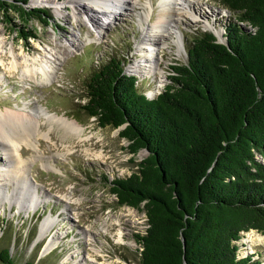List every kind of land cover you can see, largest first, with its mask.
Masks as SVG:
<instances>
[{"label": "trees", "instance_id": "1", "mask_svg": "<svg viewBox=\"0 0 264 264\" xmlns=\"http://www.w3.org/2000/svg\"><path fill=\"white\" fill-rule=\"evenodd\" d=\"M29 1L0 0V21L12 12L47 21L48 8ZM218 1L235 14L223 38L195 33L188 60L173 65L158 94L148 96L135 74L109 61L77 101L78 118L84 111L119 127L133 154L147 150L133 157L131 173L110 179L118 202L146 211L140 264L260 263L240 253L239 239L251 228L264 233V0ZM0 260L38 263L14 261L4 243Z\"/></svg>", "mask_w": 264, "mask_h": 264}, {"label": "rangeland", "instance_id": "2", "mask_svg": "<svg viewBox=\"0 0 264 264\" xmlns=\"http://www.w3.org/2000/svg\"><path fill=\"white\" fill-rule=\"evenodd\" d=\"M82 1L93 7L90 0ZM146 1L130 4L125 14L105 24L97 39L88 18L90 11L78 6L77 13L71 0L42 4L30 0V5L48 8L47 21L38 17L21 19L16 12H12V20L0 21V109L18 111L26 117L34 114L40 120L26 136L27 142L22 140L19 145L26 161L24 173L10 177V181L8 177L0 185L2 196L9 191L14 198L0 204V244L9 245L14 261L37 262L45 255L37 264H140L138 238L148 225L146 211L118 202L110 179L131 173L137 168L133 157L141 159L147 150L142 148L133 154L119 127L101 125L84 111L78 118L81 108L77 101L86 100L90 76L109 61L121 63L135 74L138 87L148 96L153 90L158 94L169 82L173 65L188 60L187 42L198 31L211 30L203 25L205 22H213L222 35L225 25L235 19L234 12L218 0H194L202 17L192 12L190 18H182L178 23L181 34L167 36L156 51L160 64L150 73L138 72L133 65L142 57L140 13ZM152 2L153 11L145 25L156 21L158 10L170 4L165 0ZM99 17L102 22L108 19L106 14ZM195 17L201 20L191 21ZM20 27L26 29L24 35L18 32ZM89 36L94 40L88 41ZM71 38L85 43L73 50ZM45 57H52L55 64L49 79H44L40 71L32 72ZM45 110L77 120L83 131L80 135L65 131L57 120H48ZM5 145L0 142V178L5 176L4 166L10 161ZM18 181L26 185L21 199L14 190ZM108 223L110 231L122 232V241L106 230ZM53 241L55 246L51 245ZM239 242L241 254L254 253L259 264H264V233L251 228L243 232ZM0 264L4 262L0 260Z\"/></svg>", "mask_w": 264, "mask_h": 264}, {"label": "bare ground", "instance_id": "3", "mask_svg": "<svg viewBox=\"0 0 264 264\" xmlns=\"http://www.w3.org/2000/svg\"><path fill=\"white\" fill-rule=\"evenodd\" d=\"M36 4H42L45 2L51 3L53 0H32ZM75 2L73 4L75 11L78 13V6L79 7H87V9L90 11L88 14V18L91 21L93 25V30L95 32L94 38L97 39L101 36V34L104 32L105 24L112 23L115 19L119 18V16L125 14V12L130 8V4H135L136 0H90V2L93 4V7H88L87 4L84 3L82 0H71ZM138 1V0H137ZM140 1V0H139ZM169 4V6H166L163 9L158 10L157 12V18L156 21L153 23L150 22L147 25L145 23L148 22L150 18V14L153 11V2L152 0H147L145 3L142 2V4H145V10H143L140 13V24L143 28V37H144V45H140V52H141V59L136 61L133 65V69L138 72H145L148 73L152 72L153 69H155L159 65V58L157 56L156 51H160L161 47V41L164 42L165 39H167V36H179L181 34V31L179 30L180 27L178 23L182 18L189 17V14L194 12L199 17H202L199 15V7L194 2V0H165ZM77 2V3H76ZM138 4V3H137ZM90 6V5H89ZM144 7V6H142ZM58 8V7H57ZM106 14V18H108L106 21L102 22L100 20L99 14ZM199 13V14H198ZM190 18V17H189ZM197 21L199 22L201 18H191V21ZM208 29L213 30L215 33H217L219 36H222L220 33V29L216 28V25L211 22L210 24H207L205 22L203 24ZM88 41H91L93 37L89 36ZM94 40V39H93ZM85 42L77 41V40H70V44L73 45V50L76 49L77 46H80L84 44ZM165 43V42H164ZM12 53L14 54V50L12 48ZM76 52V51H75ZM17 59V58H16ZM26 59V58H25ZM32 60H36V58H31ZM26 60H29L28 58ZM33 62V61H32ZM52 61V57H45L43 59V63L37 70L32 72L40 71L44 76V79L50 78L49 71H55V64ZM16 63L14 67H16ZM39 65V63H38ZM155 71V70H154ZM161 85V84H160ZM159 85V86H160ZM157 89V87H156ZM156 90H153L149 92L150 96L155 95ZM44 114L47 115L48 120L53 121L57 120L59 124L65 129L67 132L81 134V132L84 129V126L79 123L77 120L70 118L65 115H58L56 113L50 114L48 110L44 111ZM35 116V117H34ZM38 117L37 115L32 114L29 117L24 116L23 114L19 113L18 111H10V110H2L0 109V142L2 145L6 144V154L7 158L10 159L9 165L4 166L5 176L3 178H0V185H3L5 183V180L8 179L10 181V177L22 175L26 169L25 160L22 158V155L20 154L19 145L21 144L22 140H26L27 142V135H30L33 130H35L36 123H38ZM36 122V123H35ZM16 126H20V129L15 130L14 128ZM17 150V152H13V150ZM17 153V154H16ZM14 155H18L19 159L16 160ZM12 158L14 161H17V163H14L12 161ZM3 171V172H4ZM24 183V182H23ZM26 184V183H24ZM26 185H20V182L18 181L15 186L14 190L18 191V194L20 195V199L25 193ZM19 199V201H20ZM10 201L13 202L14 198L12 194L7 191L2 196L0 194V204L4 201ZM32 202H30V205H32ZM31 207V206H30ZM107 221V220H106ZM46 223V224H45ZM44 225L47 226L48 222H45ZM111 224V223H110ZM48 227V226H47ZM42 229V228H41ZM106 230H109V223L107 224ZM114 230V229H113ZM110 231L111 233L113 232ZM40 233L43 234L40 230ZM114 235L118 237V241H122V232L120 230H117L116 232H113ZM56 241L51 242V245L55 246ZM51 246V248L53 247ZM50 248V249H51Z\"/></svg>", "mask_w": 264, "mask_h": 264}, {"label": "water", "instance_id": "4", "mask_svg": "<svg viewBox=\"0 0 264 264\" xmlns=\"http://www.w3.org/2000/svg\"><path fill=\"white\" fill-rule=\"evenodd\" d=\"M221 38H223V36H221Z\"/></svg>", "mask_w": 264, "mask_h": 264}]
</instances>
